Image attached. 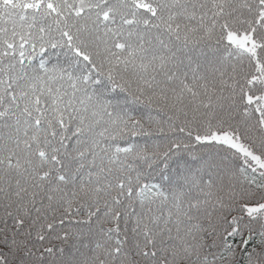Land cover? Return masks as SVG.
<instances>
[{
    "label": "snow or ice",
    "instance_id": "snow-or-ice-1",
    "mask_svg": "<svg viewBox=\"0 0 264 264\" xmlns=\"http://www.w3.org/2000/svg\"><path fill=\"white\" fill-rule=\"evenodd\" d=\"M0 264H264V0H0Z\"/></svg>",
    "mask_w": 264,
    "mask_h": 264
}]
</instances>
